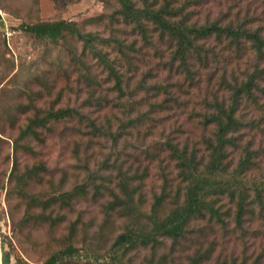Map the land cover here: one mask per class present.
Returning <instances> with one entry per match:
<instances>
[{
    "label": "trees",
    "instance_id": "trees-1",
    "mask_svg": "<svg viewBox=\"0 0 264 264\" xmlns=\"http://www.w3.org/2000/svg\"><path fill=\"white\" fill-rule=\"evenodd\" d=\"M117 2L113 22L123 26L121 38L83 33L76 23L67 21L25 28L53 42L67 32L75 35L93 54L94 65L102 68L105 83L112 85L109 93L104 92L102 82L90 73L89 101L96 109L93 112H106L102 118L75 108H41L34 99L3 111L0 91V119L6 111L15 127V111L29 114L27 123L19 128V139H30L41 148L31 151L39 161L27 170L26 179L37 182L43 174L52 176V193L46 198L29 196L30 201L51 219L57 207L72 210L89 197L95 201L106 197L107 216L118 214L125 223L112 244V249L124 254L155 249L167 240L172 249L187 243L196 234L194 223L202 220L221 231L230 225L243 231L248 219L264 215V164L258 158L264 142L259 140L264 131V0ZM128 37H132L129 43ZM165 45L169 56L164 68L173 77L168 76L164 86L160 81L147 85L141 80L125 93L131 77L122 68L131 65L132 55L143 54L145 49L159 52ZM104 46L117 48L118 56L110 59L101 48ZM181 91L199 92L200 108L186 106L188 101L177 95ZM125 100L133 101L129 112L123 109ZM252 104L256 110L249 116L244 109ZM69 121H76L75 131L87 137L85 142L73 141L72 155L87 156L89 148L83 147L95 140L107 145L106 159L114 163L107 165L112 172H108L106 184L85 182L68 187L67 167L60 171L59 185L54 183V169L41 160V151L58 136L57 123ZM193 124L200 130L199 136L186 131ZM141 155L147 165L139 160ZM150 167L157 172L155 180L148 175ZM135 216L137 223L131 221ZM52 222L56 224L55 219ZM69 228L76 229V224ZM202 230L200 227L199 232ZM78 251L72 241L45 264H60L62 256ZM210 252L209 248L203 257L195 254L189 264H261L247 258L213 263L208 259Z\"/></svg>",
    "mask_w": 264,
    "mask_h": 264
},
{
    "label": "rangeland",
    "instance_id": "rangeland-1",
    "mask_svg": "<svg viewBox=\"0 0 264 264\" xmlns=\"http://www.w3.org/2000/svg\"><path fill=\"white\" fill-rule=\"evenodd\" d=\"M118 8L117 0H0V91L3 111L12 104L17 108L19 104H28L30 99H34L41 108H75L84 113H94V118H102L106 112H93L96 109L91 108L89 101L92 84L90 73L96 81L102 82L104 92L109 93L108 89L112 85L110 82L105 83L102 68L94 65L97 61L84 48L83 42L68 32L53 42L32 35L25 28L42 22L67 21L76 23L83 33H93L103 38H121L124 28L117 21L113 22L117 18ZM216 9V6L213 7V10ZM131 39L128 37L127 43ZM101 48L110 59L118 56L117 48ZM160 49L159 52L145 49L143 54H133L131 65H124L122 70L126 72L127 78L131 77V87L125 89V93H130L141 80H146L147 85L160 81V86H164L168 76L173 77L172 71L164 68L169 49L166 45ZM175 79L170 82L173 83ZM170 89L174 90L175 87ZM183 92H177V95L188 101L186 106L200 108L199 92L193 91L192 95ZM38 95H42V98ZM123 104L126 112L134 105L131 100H125ZM254 110L253 104L248 105L244 113L248 112L252 116ZM14 113L18 121L15 127L6 111L0 119L1 264H45L54 253L65 249L72 241L79 251L71 256H62L60 264H189L195 254L199 253L203 257L209 248L211 252L208 259L211 258L213 263L226 262L230 258L240 261L247 258L251 261L260 260L264 264V215L248 219L243 231L235 230L233 225L221 231L212 225L206 226L204 220L197 221L193 228L196 234L187 243L184 241L172 249L171 241L167 240L155 249H136L127 254L112 249L115 237L120 234L125 223L118 214L107 216L106 197L97 201L89 197L72 210L57 207L49 219L40 207H34L29 196L48 197L52 193L49 183L51 175L43 174L37 182L26 179L27 170L39 161V156L31 151H40L41 148L30 139H19V128L27 123L29 114ZM111 120L117 122L116 117ZM85 124H82L83 132L86 131ZM57 127L58 136L41 151V160L54 169L51 171L54 172V183L59 185L62 176L60 171L67 167L68 187L85 182L106 184L108 172H112L107 165L114 163L106 159L107 145L95 140L83 147V150L91 148L90 152L87 150L88 157L72 155L73 141L85 142L87 137L75 131L76 121L57 123ZM186 131L194 136L200 134L194 124ZM261 139L264 141V131L259 137ZM70 141L72 144L68 146ZM261 147L258 158L264 164V142ZM139 160L147 165L145 155H141ZM113 173L116 174L115 171ZM156 173L150 167V179L155 180ZM157 187L158 183L154 189ZM150 190L147 189V192L150 193ZM54 219L56 224L52 222ZM131 221L137 223V217ZM72 223L76 224V229L69 228ZM200 227L203 228L201 232ZM71 234L74 235L73 239ZM206 260L204 258L203 261Z\"/></svg>",
    "mask_w": 264,
    "mask_h": 264
},
{
    "label": "water",
    "instance_id": "water-1",
    "mask_svg": "<svg viewBox=\"0 0 264 264\" xmlns=\"http://www.w3.org/2000/svg\"><path fill=\"white\" fill-rule=\"evenodd\" d=\"M0 264H1V258H0Z\"/></svg>",
    "mask_w": 264,
    "mask_h": 264
}]
</instances>
